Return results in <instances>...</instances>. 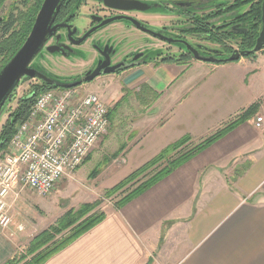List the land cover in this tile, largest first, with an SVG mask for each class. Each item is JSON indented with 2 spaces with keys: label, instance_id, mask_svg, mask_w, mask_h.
I'll return each instance as SVG.
<instances>
[{
  "label": "crops",
  "instance_id": "obj_1",
  "mask_svg": "<svg viewBox=\"0 0 264 264\" xmlns=\"http://www.w3.org/2000/svg\"><path fill=\"white\" fill-rule=\"evenodd\" d=\"M261 54L197 62L213 66L206 73L196 62L124 72V89L148 100L157 95L153 125L124 153L136 164L124 178L183 137L203 140L251 106L259 110L138 198L109 208L99 225L46 264H264V125L255 126L257 116L264 118ZM23 223L13 218L0 229V264L36 236L28 226L19 232Z\"/></svg>",
  "mask_w": 264,
  "mask_h": 264
},
{
  "label": "flooded vegetation",
  "instance_id": "obj_2",
  "mask_svg": "<svg viewBox=\"0 0 264 264\" xmlns=\"http://www.w3.org/2000/svg\"><path fill=\"white\" fill-rule=\"evenodd\" d=\"M45 1L0 0L1 37L7 38L18 20L31 23L29 36ZM9 7L12 10L8 14ZM159 9L165 13H159ZM57 26L38 58L47 57L55 67L65 61L75 65L74 72L62 80L38 62L36 66L57 84H71L113 68L118 69L116 73L101 74L95 80L149 64L233 63L225 59L235 51L252 49L264 30V0H61L52 27ZM109 32L134 34L135 48L118 56L115 46L104 42ZM186 44L201 56L219 61L196 60ZM78 67L86 69L78 71ZM32 81L43 84L39 79Z\"/></svg>",
  "mask_w": 264,
  "mask_h": 264
},
{
  "label": "rangeland",
  "instance_id": "obj_3",
  "mask_svg": "<svg viewBox=\"0 0 264 264\" xmlns=\"http://www.w3.org/2000/svg\"><path fill=\"white\" fill-rule=\"evenodd\" d=\"M7 9L6 13L9 14L12 8L9 7ZM21 11L23 13L25 9H19V12ZM157 11L165 13L164 9ZM30 30L31 23L28 24L25 21L18 20L17 26H15L7 38L1 37L0 33V45L3 46V52L0 53V68L17 48L23 44ZM2 38H4V41L1 40ZM104 38V42L115 46L118 50V56H123L135 48L133 42L136 37H134V34L125 32L114 34L109 32L104 35ZM259 53H262V56L264 55L263 52ZM37 62L62 80L69 78L75 68V65H67L65 61H62L58 67H55L47 57L45 59L37 58L35 63ZM196 64L201 65L200 67L204 69L203 73H206L209 67L210 69L213 68V66L206 68V66H202V64H198L197 62ZM85 69L86 67H78L77 70L84 71ZM122 79L121 75H110L99 78L91 83H85L80 87L65 89V91H76L80 97L88 93L98 94L108 107L110 126L108 132L97 142L81 167L71 178L60 181L49 196L41 197L29 189H24L20 196L24 197L26 204L19 206L18 198L15 201L16 204L12 205L14 219L21 222L25 221L24 224L32 227L31 230L34 231L36 236L50 226L56 225L58 220L70 210H77L85 204H97L95 210L87 215L88 218L101 213L106 214L109 208L116 207V203L124 196L118 195V193L110 195L106 191L117 185L119 180H123L122 178L132 168L136 167L131 156H128V154L125 156L124 153L131 151L140 140L143 131H145L144 129L153 125L155 113L153 109L155 104L154 102L148 105L145 104V101H148L149 98L144 99L140 91L128 88L124 89ZM39 83L38 81H32L20 85L15 93V100L8 105L0 121V133L11 115L10 113L18 107L20 99L32 94L31 91L35 86L40 85ZM202 141H193V145ZM6 153L7 150H0V160ZM143 153L144 151H138L136 155L138 156ZM124 157L125 160L128 159L127 163H124ZM145 159H148V157H145ZM124 164L125 166L121 167ZM140 180L143 181L144 177L140 178ZM69 233L70 230L64 231L62 234L56 236L54 242L61 241ZM31 242L32 240L25 246H22L13 259L24 257L21 264L31 261L33 255L28 254ZM46 248L44 247L41 252Z\"/></svg>",
  "mask_w": 264,
  "mask_h": 264
},
{
  "label": "built area",
  "instance_id": "obj_4",
  "mask_svg": "<svg viewBox=\"0 0 264 264\" xmlns=\"http://www.w3.org/2000/svg\"><path fill=\"white\" fill-rule=\"evenodd\" d=\"M264 125L257 116L256 128ZM109 110L95 93L53 89L36 96L27 120L0 160V229L13 224L12 205L24 189L49 196L71 178L97 142L108 132ZM27 226H18L24 232Z\"/></svg>",
  "mask_w": 264,
  "mask_h": 264
},
{
  "label": "trees",
  "instance_id": "obj_5",
  "mask_svg": "<svg viewBox=\"0 0 264 264\" xmlns=\"http://www.w3.org/2000/svg\"><path fill=\"white\" fill-rule=\"evenodd\" d=\"M21 45L17 48V50H19ZM2 49L3 46L0 48V53L3 52ZM15 52L6 63L12 59ZM255 57L256 54L251 55L248 58ZM4 65L0 68V71L4 68ZM53 89L54 88L48 87L45 84L38 85L31 91L32 94L20 99L18 107L10 113L11 115L9 119L2 127L0 142H4V144L1 150L8 149L9 143L18 132L20 126L27 120L35 103L36 96L43 91ZM144 92L147 93L148 88H145ZM151 94L152 96L154 95L153 99L145 101V104H150L156 100L157 95L152 92ZM258 110L259 106H251L243 114L238 115L235 119L228 122L223 128L218 129L211 136L203 139L202 142L196 145H193L194 142L190 136L183 137L162 151L158 156L152 158L140 168L134 170L129 176L125 177L113 188L108 189L106 193L110 195L117 193L118 195H124L122 199L116 203V207L121 209L123 206L138 198L158 182L172 174L186 162L203 152L214 142L224 137L238 125L245 122L247 118L255 116L258 113ZM143 177L144 180L141 181L140 178ZM96 206L97 204H85L77 210H70L58 220L56 225L50 226L35 236L28 249V254L33 255V258L25 264H46L53 256L60 253L77 239L84 236L86 233L99 225V223H101L106 217V214L101 213L89 218L87 216L90 212L95 210ZM66 230H70V233L64 236L61 241L54 242L56 236L62 234ZM44 247L46 249L41 252ZM23 258L24 257H21L20 259L14 258L7 261L5 264H21Z\"/></svg>",
  "mask_w": 264,
  "mask_h": 264
},
{
  "label": "water",
  "instance_id": "obj_6",
  "mask_svg": "<svg viewBox=\"0 0 264 264\" xmlns=\"http://www.w3.org/2000/svg\"><path fill=\"white\" fill-rule=\"evenodd\" d=\"M61 0H46L32 32L26 39L22 47L17 51L13 58L0 71V121L4 116L6 109L11 102L16 98L15 92L21 84L39 79L45 85L54 86V88L72 89L79 87L84 83H91L101 74L107 75L116 73L118 69H107L101 73V70L96 71L91 76L85 77L82 81L71 84H57L54 80L43 73L35 63V60L44 51L48 40L53 37L59 27H52L55 14L59 9ZM175 43H179L176 41ZM187 45V44H186ZM188 51L193 54L196 60L204 62H218V59L203 57L200 53L187 45ZM264 48V30L260 34L256 45L246 51H235L231 56L225 59L226 62H236L240 58H247L251 55L259 53ZM53 50V48H48ZM223 61V60H222ZM4 142H0V149Z\"/></svg>",
  "mask_w": 264,
  "mask_h": 264
}]
</instances>
